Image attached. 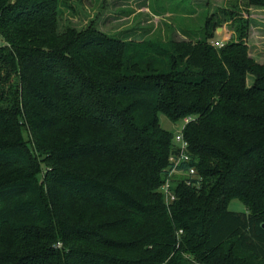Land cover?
<instances>
[{
	"label": "trees",
	"instance_id": "trees-1",
	"mask_svg": "<svg viewBox=\"0 0 264 264\" xmlns=\"http://www.w3.org/2000/svg\"><path fill=\"white\" fill-rule=\"evenodd\" d=\"M62 3L0 0V264H264V64L250 22L235 20L222 48L214 16L202 37L136 40L61 32ZM161 115L185 124L192 157L170 204L180 149Z\"/></svg>",
	"mask_w": 264,
	"mask_h": 264
},
{
	"label": "rangeland",
	"instance_id": "rangeland-1",
	"mask_svg": "<svg viewBox=\"0 0 264 264\" xmlns=\"http://www.w3.org/2000/svg\"><path fill=\"white\" fill-rule=\"evenodd\" d=\"M226 13L234 15L233 20L227 21ZM60 14L61 32L67 28L82 31L92 26L111 36L136 40L172 37L177 42L189 40L184 36L187 31L202 37L210 16L222 23L214 42L236 40L234 21L242 18L250 22L245 39L250 55L257 63L264 64V8L249 6L248 0H63ZM254 83L255 78L250 75L249 86ZM160 121L164 129L175 135L185 126L173 124L164 115ZM228 208L236 213L248 212L240 200H233Z\"/></svg>",
	"mask_w": 264,
	"mask_h": 264
},
{
	"label": "built area",
	"instance_id": "built-area-1",
	"mask_svg": "<svg viewBox=\"0 0 264 264\" xmlns=\"http://www.w3.org/2000/svg\"><path fill=\"white\" fill-rule=\"evenodd\" d=\"M213 44L217 48H222L224 47L225 42L215 41ZM175 142L180 149L179 155H175L171 157L170 162L172 164V169L170 170V173L165 179L164 185L162 187V192L164 193L167 204H170L176 200L174 189L177 184L175 178L176 176L183 174L182 171L180 170V166L183 163L189 164L192 161V157L188 154L189 144L184 139L183 130L176 135ZM185 176L188 178H196L197 177L196 169L195 168L189 169V171L185 174Z\"/></svg>",
	"mask_w": 264,
	"mask_h": 264
}]
</instances>
